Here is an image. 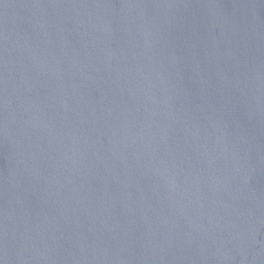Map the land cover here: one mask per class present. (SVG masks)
Wrapping results in <instances>:
<instances>
[{
	"label": "water",
	"instance_id": "water-1",
	"mask_svg": "<svg viewBox=\"0 0 264 264\" xmlns=\"http://www.w3.org/2000/svg\"><path fill=\"white\" fill-rule=\"evenodd\" d=\"M0 264H264V0H0Z\"/></svg>",
	"mask_w": 264,
	"mask_h": 264
}]
</instances>
